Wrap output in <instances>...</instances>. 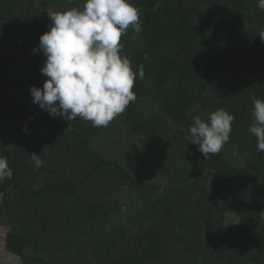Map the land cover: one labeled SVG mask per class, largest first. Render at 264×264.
Listing matches in <instances>:
<instances>
[{
	"label": "trees",
	"instance_id": "obj_1",
	"mask_svg": "<svg viewBox=\"0 0 264 264\" xmlns=\"http://www.w3.org/2000/svg\"><path fill=\"white\" fill-rule=\"evenodd\" d=\"M83 2L0 0L4 249L21 264H264V153L248 130L264 100L257 0H128L142 31L120 42L137 99L107 127L53 118L29 91L47 79L33 48L48 12ZM220 108L230 138L204 159L186 132Z\"/></svg>",
	"mask_w": 264,
	"mask_h": 264
},
{
	"label": "clouds",
	"instance_id": "obj_2",
	"mask_svg": "<svg viewBox=\"0 0 264 264\" xmlns=\"http://www.w3.org/2000/svg\"><path fill=\"white\" fill-rule=\"evenodd\" d=\"M257 6L264 11V0H257ZM48 15L49 30L33 48L45 58L40 72L47 79L42 88L30 86L32 103L53 118L79 117L93 127H107L137 99L132 91L137 72L123 55L120 41L129 28L137 34L142 31L140 9L128 0H84L80 7ZM257 35L264 42V30ZM138 75L143 79V65ZM252 105L248 130L256 138L257 151L264 153V100L253 97ZM234 120L223 108L210 113L207 120L196 116L185 140L195 144L204 159L210 158L229 141ZM30 155L35 168L43 166L39 154ZM11 178L7 158L0 156V183Z\"/></svg>",
	"mask_w": 264,
	"mask_h": 264
},
{
	"label": "rangeland",
	"instance_id": "obj_3",
	"mask_svg": "<svg viewBox=\"0 0 264 264\" xmlns=\"http://www.w3.org/2000/svg\"><path fill=\"white\" fill-rule=\"evenodd\" d=\"M9 168H11V166H9ZM0 200H1V196H0ZM230 219H231L230 223L232 224L236 218L232 217ZM6 233H7V229H0V264H21V262L18 260L17 257L14 258L13 254L7 252L4 249L3 244Z\"/></svg>",
	"mask_w": 264,
	"mask_h": 264
},
{
	"label": "crops",
	"instance_id": "obj_4",
	"mask_svg": "<svg viewBox=\"0 0 264 264\" xmlns=\"http://www.w3.org/2000/svg\"><path fill=\"white\" fill-rule=\"evenodd\" d=\"M0 229H5V228L1 226Z\"/></svg>",
	"mask_w": 264,
	"mask_h": 264
}]
</instances>
